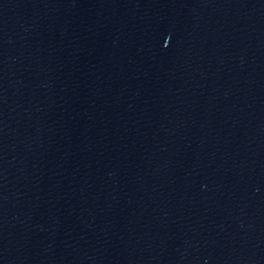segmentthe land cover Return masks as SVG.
<instances>
[{"label":"water","instance_id":"95a60500","mask_svg":"<svg viewBox=\"0 0 264 264\" xmlns=\"http://www.w3.org/2000/svg\"><path fill=\"white\" fill-rule=\"evenodd\" d=\"M0 264H264V0H0Z\"/></svg>","mask_w":264,"mask_h":264}]
</instances>
